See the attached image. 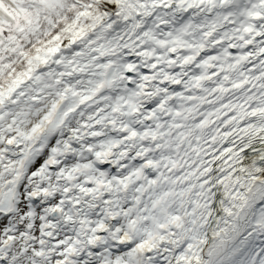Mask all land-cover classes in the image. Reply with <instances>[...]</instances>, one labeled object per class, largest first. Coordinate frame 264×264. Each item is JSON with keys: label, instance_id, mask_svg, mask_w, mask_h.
Segmentation results:
<instances>
[{"label": "snow or ice", "instance_id": "1", "mask_svg": "<svg viewBox=\"0 0 264 264\" xmlns=\"http://www.w3.org/2000/svg\"><path fill=\"white\" fill-rule=\"evenodd\" d=\"M0 264H264V0H0Z\"/></svg>", "mask_w": 264, "mask_h": 264}]
</instances>
